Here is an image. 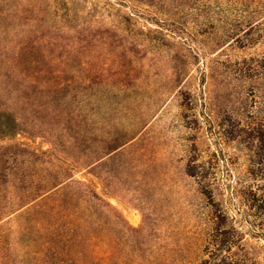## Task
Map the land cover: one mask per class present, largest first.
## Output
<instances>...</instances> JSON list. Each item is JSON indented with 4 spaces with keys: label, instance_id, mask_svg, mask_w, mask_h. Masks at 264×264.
<instances>
[{
    "label": "rangeland",
    "instance_id": "obj_1",
    "mask_svg": "<svg viewBox=\"0 0 264 264\" xmlns=\"http://www.w3.org/2000/svg\"><path fill=\"white\" fill-rule=\"evenodd\" d=\"M222 5L218 13L216 0H0V209L71 173L97 197L85 202V223L121 257L200 264L191 241L209 206L188 167L212 164L223 228L264 264V208L247 200L248 186L264 181L249 172L255 152L225 133L264 112V78L238 70L244 60L261 64L264 35L245 45L228 37L253 18ZM136 131L96 163L83 154ZM64 183L56 196L77 197ZM26 209L0 217L20 260L37 238Z\"/></svg>",
    "mask_w": 264,
    "mask_h": 264
},
{
    "label": "trees",
    "instance_id": "obj_2",
    "mask_svg": "<svg viewBox=\"0 0 264 264\" xmlns=\"http://www.w3.org/2000/svg\"><path fill=\"white\" fill-rule=\"evenodd\" d=\"M223 1L225 0H216L218 13L224 12ZM227 1L237 6L238 12L246 11L245 17L254 19L255 16L264 13V0ZM180 5L181 3L174 4V16L176 17H179V12L182 10ZM253 19L247 21L249 27L243 34L232 31L228 37L245 45L254 36L257 38L263 36L264 17L254 22ZM170 25L172 31H184V27H181L183 25L179 21L171 22ZM262 67H264V56L261 59V64L251 60L242 61L238 70L247 79L262 80L264 78ZM230 125V129L225 133L230 137L243 139L248 147L255 152L249 168L250 175L254 179L259 178L264 181V112L261 114L248 113L244 122L234 120ZM136 133L137 131L126 132L120 137L118 134H110L106 137L105 143L87 147L83 154L88 158L89 163H96L130 141L136 136ZM213 167L211 164L206 169L205 165L194 161L188 167L190 175L200 178L202 192L207 197L209 206L206 211L204 231L202 235L191 241L193 244L191 246L197 244L201 248L203 258L200 264H256L248 251L239 245L238 231L234 228L230 230L223 228L227 216L214 200V191L208 171ZM71 178V173H65L51 183L30 187L25 191L27 195L22 193L12 199V202L16 203L14 207L0 209V217H4L24 207L27 208L24 213L30 215L31 223H33L37 234L36 239L24 244L23 248L29 257L20 260L13 252V246L4 237L7 235V231H11L10 228L1 227L2 258L0 264H153L149 258L121 257L101 238L100 228L92 227L89 222L85 223V213L90 210L85 202L94 201L97 197L90 189L86 188L82 181ZM62 183L67 187H72L78 196L70 197L67 194L56 196L57 190L63 186ZM248 187L247 200L251 201V205L256 202L264 208V182L258 184L256 188L254 185ZM24 195L27 197L22 199ZM36 214L37 216H35ZM234 247H237L240 253L234 252ZM176 262L178 259L165 260L159 264H178Z\"/></svg>",
    "mask_w": 264,
    "mask_h": 264
}]
</instances>
